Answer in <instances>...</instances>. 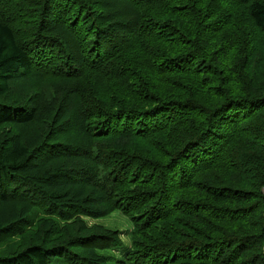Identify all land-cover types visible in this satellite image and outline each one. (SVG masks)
<instances>
[{
    "label": "trees",
    "instance_id": "1",
    "mask_svg": "<svg viewBox=\"0 0 264 264\" xmlns=\"http://www.w3.org/2000/svg\"><path fill=\"white\" fill-rule=\"evenodd\" d=\"M18 223L0 264H264V0H0Z\"/></svg>",
    "mask_w": 264,
    "mask_h": 264
},
{
    "label": "rangeland",
    "instance_id": "2",
    "mask_svg": "<svg viewBox=\"0 0 264 264\" xmlns=\"http://www.w3.org/2000/svg\"><path fill=\"white\" fill-rule=\"evenodd\" d=\"M89 225L99 223L100 225L109 227L110 229H115L118 231H121L123 234L124 231H130V225L127 222V220L122 217L119 213H113L107 218L101 219V220H90L86 219L85 220ZM20 226V223L17 225L13 226V228L10 229L9 232H7L6 238L4 240H1L0 243V258L3 257H9L11 254L15 253L18 249L22 247L21 245V239L17 237L19 235V230L17 229ZM13 235L15 238L11 239ZM20 239V240H19ZM123 240L126 244H129V239L128 237L123 236Z\"/></svg>",
    "mask_w": 264,
    "mask_h": 264
}]
</instances>
